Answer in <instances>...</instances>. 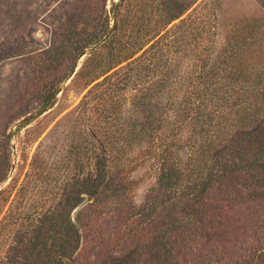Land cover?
I'll use <instances>...</instances> for the list:
<instances>
[{
    "label": "trees",
    "instance_id": "1",
    "mask_svg": "<svg viewBox=\"0 0 264 264\" xmlns=\"http://www.w3.org/2000/svg\"><path fill=\"white\" fill-rule=\"evenodd\" d=\"M86 1L63 47L86 55L61 92L80 96L67 140L29 164L50 205L24 216L28 183L0 190V264H264V4L220 25L218 0ZM74 65L43 79L37 114Z\"/></svg>",
    "mask_w": 264,
    "mask_h": 264
},
{
    "label": "rangeland",
    "instance_id": "2",
    "mask_svg": "<svg viewBox=\"0 0 264 264\" xmlns=\"http://www.w3.org/2000/svg\"><path fill=\"white\" fill-rule=\"evenodd\" d=\"M93 1L103 14L108 15L111 4L119 0ZM218 1V15L222 21L220 25L223 16L228 18L229 14L244 7V3L248 5L251 1L253 5H256L255 2L264 4V0ZM88 5L86 0H0V176L6 174V178L0 182V190H5V195H10L12 199L17 189L23 183H28L30 187H27L25 196L15 204L19 211L22 209L20 214L24 216L34 215L33 210L36 208L46 209L50 205L46 193L52 189L51 185L38 178L35 180L29 173L31 156L44 137L45 149L50 150L57 144L59 147L65 143L67 128L55 124L80 100L75 92H69L66 98L60 100L62 89L72 79L71 73L67 81L61 84L55 101L40 115L36 113L43 97L39 89L43 79L62 77L74 62V71L81 66L86 55L78 57L74 48L76 42L72 45L71 56L66 55V30L79 24ZM109 24H113L111 17ZM48 112L49 115L43 120ZM30 115L37 119L19 128ZM41 120L43 123L53 121L39 140L33 143L35 133L32 129ZM153 183L148 181L137 187L134 197L136 203L143 200L146 190ZM117 255L122 256L121 253Z\"/></svg>",
    "mask_w": 264,
    "mask_h": 264
},
{
    "label": "water",
    "instance_id": "3",
    "mask_svg": "<svg viewBox=\"0 0 264 264\" xmlns=\"http://www.w3.org/2000/svg\"><path fill=\"white\" fill-rule=\"evenodd\" d=\"M114 4H116V3H114ZM76 70H77V68H76ZM76 70L72 73V76H71V78L73 77V75L75 74V72H76ZM70 78V79H71ZM60 93V91H58V93L57 94H59ZM57 94H56V96H55V98H54V101H55V99L57 98ZM52 106V105H51ZM47 111V110H46ZM46 111H44V112H46ZM89 202V200L88 199H86L83 203H81L78 207H76L75 208V210H74V212H73V216L80 210V209H82L87 203Z\"/></svg>",
    "mask_w": 264,
    "mask_h": 264
}]
</instances>
